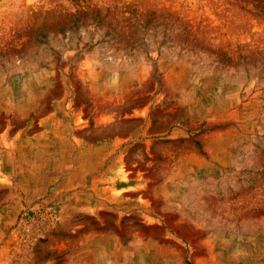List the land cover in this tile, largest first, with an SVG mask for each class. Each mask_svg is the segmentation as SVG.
I'll return each mask as SVG.
<instances>
[{
  "label": "rangeland",
  "instance_id": "374dc122",
  "mask_svg": "<svg viewBox=\"0 0 264 264\" xmlns=\"http://www.w3.org/2000/svg\"><path fill=\"white\" fill-rule=\"evenodd\" d=\"M0 264H264V0H0Z\"/></svg>",
  "mask_w": 264,
  "mask_h": 264
}]
</instances>
